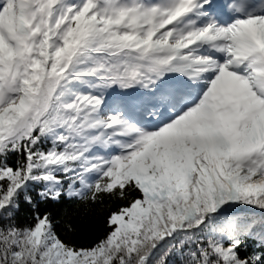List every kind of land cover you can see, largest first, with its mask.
Wrapping results in <instances>:
<instances>
[{"label":"snow or ice","instance_id":"obj_1","mask_svg":"<svg viewBox=\"0 0 264 264\" xmlns=\"http://www.w3.org/2000/svg\"><path fill=\"white\" fill-rule=\"evenodd\" d=\"M0 264H264V0H0Z\"/></svg>","mask_w":264,"mask_h":264}]
</instances>
